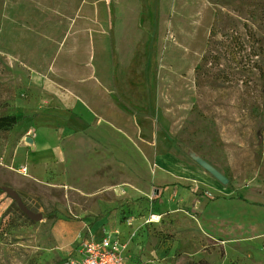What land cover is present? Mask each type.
Wrapping results in <instances>:
<instances>
[{
  "label": "rangeland",
  "instance_id": "rangeland-1",
  "mask_svg": "<svg viewBox=\"0 0 264 264\" xmlns=\"http://www.w3.org/2000/svg\"><path fill=\"white\" fill-rule=\"evenodd\" d=\"M124 1L86 0L83 15L75 0H0V27L28 21V34L48 46L47 56H0V115L18 119L0 131V264H58L88 236L116 238L131 262L206 264L161 249L176 230L191 235L190 220L200 227L212 198L197 181L174 180L196 167L208 173L198 159L226 178L209 173L228 197L256 206L224 209L245 210L264 232V0H209L208 25L193 24L207 18L201 2L137 10ZM24 64L41 72L28 84L19 81ZM14 88L23 103L9 105ZM37 125L65 132L47 162L33 152ZM11 192L42 218L27 217ZM192 235L211 253L206 233Z\"/></svg>",
  "mask_w": 264,
  "mask_h": 264
},
{
  "label": "crops",
  "instance_id": "crops-1",
  "mask_svg": "<svg viewBox=\"0 0 264 264\" xmlns=\"http://www.w3.org/2000/svg\"><path fill=\"white\" fill-rule=\"evenodd\" d=\"M173 1L178 2L182 1L185 2L187 0H126L124 1L126 4H128V7L130 8H137V10H155L159 9L161 5L164 2ZM191 2H201L202 3V10H206V19L195 21L193 24L199 25L200 21L204 25L210 24L209 15L211 13V10L209 8L208 3H210L209 0H190ZM130 4H134L132 6H129ZM76 10H78L79 14L85 15L86 10V0H75V7ZM191 16V15H190ZM189 16V17H190ZM203 17V16H202ZM197 19L196 15L194 16V20ZM202 19V18H201ZM213 20V19H212ZM28 21H19L18 19H4V21L1 23L0 27V56L2 57H10L15 59H26L35 57L36 55L42 54V56H47L48 46L47 42L42 41V43H38V41L34 40L31 35L28 34V29L25 28L29 25H32V23H27ZM85 17L78 19V25L84 27L83 29V51H86V30H85ZM21 23V24H20ZM35 25L36 21H34ZM76 23V19H73L72 25ZM169 24H173L170 22ZM14 25V26H12ZM12 37L14 40L12 41ZM56 44L53 43L51 46V50H56L55 46ZM63 45V42H62ZM78 45V46H77ZM74 46L75 52L78 51V56H80L81 52V38L79 36L78 44ZM62 47V46H60ZM59 51V50H58ZM61 51V49H60ZM27 66L26 69H19L18 71L20 74L21 72L25 75L26 79L24 80L19 79V81H26L29 82L31 79H33L34 75H39L40 73H37L35 69H32V67L29 64H24ZM31 75L32 78L29 79V76ZM22 78V79H23ZM41 79V77H39ZM46 79H49L48 77ZM34 80V79H33ZM7 82H10V80H7ZM6 82V83H7ZM0 95V99H2ZM5 102L9 105H18L23 103V99L19 96L17 88L13 89L12 94H8L5 98ZM12 114V113H7ZM17 114V113H16ZM4 115V114H3ZM15 115V114H14ZM16 116V115H15ZM37 118V117H36ZM51 115H40L35 120L40 121H46V122H54L55 119L52 118ZM18 120V119H17ZM37 122V121H36ZM46 126H36V133L35 137L33 139V152L34 154H38V156L41 159V162L50 161L51 159L55 158V154H58L57 146L61 147V138L62 135L60 133H57V135H54L55 131L51 130L49 128L44 129ZM67 137V136H63ZM61 143V144H60ZM21 166H25L28 169V174L30 175V166L27 164H20L18 165V168ZM195 168V167H194ZM174 180L179 182L183 181H190L191 183L196 184L205 189H207V192L212 198L208 200V203L206 206L198 211L197 217H198V223L200 224V227H198L193 220H190V230L191 235H187L189 233L181 231V229L176 230L177 236L176 240L172 243L165 244L161 249L162 250H175L181 248V251L184 253L189 254L192 256H205L202 257L204 260H206V264H264V245L262 242V236L264 235L263 230L260 228H256L260 223L256 221L255 217H252L249 222L244 220L245 210H243V215L240 216V214L236 212H227L224 208H226V204H228L231 201H238L237 206L240 207V209H244L246 206L250 207V209L254 210L256 212L255 208L256 206L252 203V200H249L250 202H247L246 200L240 199V198H232L228 197L225 189L223 187H220V185L217 183L216 179L212 177V175L209 174V172H205L203 169L195 168L192 169V172H190V175L185 174H178L173 173ZM183 180V181H182ZM179 183H176L177 185H180ZM182 186V185H180ZM183 187V186H182ZM186 187V186H185ZM221 196H218V195ZM200 197H204V195H201ZM189 200L192 202H195L194 199L191 197H188ZM204 204L206 202L202 201ZM223 209V210H219ZM229 211V210H228ZM257 224V225H256ZM181 226H178L180 228ZM180 231V232H179ZM203 231V233H206L208 237L206 238L207 244H211L212 246L209 247V250L211 253H207L206 255H202L203 253L200 251L203 249L202 242L196 241L194 235L195 232ZM185 235V237H183ZM221 236V237H220ZM203 237V235H202ZM189 238V239H187ZM116 239V238H115ZM221 240L222 242H218L217 240ZM221 248L223 250V253L220 254L215 249ZM208 250V251H209ZM193 251H200L198 253ZM125 253V251H124ZM128 258V257H127ZM139 260H133V262H136ZM130 260H128V264H132Z\"/></svg>",
  "mask_w": 264,
  "mask_h": 264
},
{
  "label": "built area",
  "instance_id": "built-area-1",
  "mask_svg": "<svg viewBox=\"0 0 264 264\" xmlns=\"http://www.w3.org/2000/svg\"><path fill=\"white\" fill-rule=\"evenodd\" d=\"M17 171L22 175L28 174V169L21 166ZM124 253V245L110 236H88L83 238L75 251L63 257L58 264H128ZM132 264H146L136 261Z\"/></svg>",
  "mask_w": 264,
  "mask_h": 264
},
{
  "label": "water",
  "instance_id": "water-1",
  "mask_svg": "<svg viewBox=\"0 0 264 264\" xmlns=\"http://www.w3.org/2000/svg\"><path fill=\"white\" fill-rule=\"evenodd\" d=\"M199 163L204 167L210 174H212L215 178H217L221 182H225L226 178L213 166L209 165L207 162L198 159ZM11 196L14 200H16L18 207L20 210L29 218L33 220H40L42 218V213L34 212L24 203L22 197L14 192H11Z\"/></svg>",
  "mask_w": 264,
  "mask_h": 264
},
{
  "label": "trees",
  "instance_id": "trees-1",
  "mask_svg": "<svg viewBox=\"0 0 264 264\" xmlns=\"http://www.w3.org/2000/svg\"><path fill=\"white\" fill-rule=\"evenodd\" d=\"M17 122L18 120L14 114L0 115V131L14 127Z\"/></svg>",
  "mask_w": 264,
  "mask_h": 264
}]
</instances>
